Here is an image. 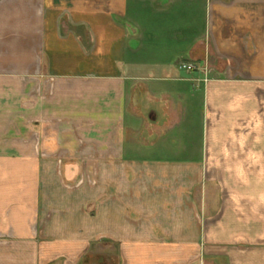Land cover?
Returning a JSON list of instances; mask_svg holds the SVG:
<instances>
[{
  "label": "crops",
  "instance_id": "0c3cea01",
  "mask_svg": "<svg viewBox=\"0 0 264 264\" xmlns=\"http://www.w3.org/2000/svg\"><path fill=\"white\" fill-rule=\"evenodd\" d=\"M46 222L128 264H264V0H0V264Z\"/></svg>",
  "mask_w": 264,
  "mask_h": 264
},
{
  "label": "rangeland",
  "instance_id": "374dc122",
  "mask_svg": "<svg viewBox=\"0 0 264 264\" xmlns=\"http://www.w3.org/2000/svg\"><path fill=\"white\" fill-rule=\"evenodd\" d=\"M89 182L92 187L96 186L93 180ZM91 225L95 227V224ZM50 228V222H46L40 226L39 230L33 232L36 240L42 244V247L28 250L25 264H128L126 260L122 259V253L126 257L130 250H119L110 243L105 244L103 242L99 244L97 242L99 240L98 234L95 233L91 235V244L86 248L76 249L67 247L66 245L56 248V245H52L54 235L50 233ZM69 235L64 234L65 237L68 236L70 238L78 236L77 234ZM93 242L94 245L92 244ZM186 252L188 258L191 259L197 256V260L201 261L205 250H186ZM191 264L196 263L193 262Z\"/></svg>",
  "mask_w": 264,
  "mask_h": 264
},
{
  "label": "built area",
  "instance_id": "2783aa9c",
  "mask_svg": "<svg viewBox=\"0 0 264 264\" xmlns=\"http://www.w3.org/2000/svg\"><path fill=\"white\" fill-rule=\"evenodd\" d=\"M181 69L184 70L187 73H195V72H200L201 70L204 71L207 77V81L209 80V76L211 71L208 68H202L198 64L194 62H183L181 64Z\"/></svg>",
  "mask_w": 264,
  "mask_h": 264
}]
</instances>
